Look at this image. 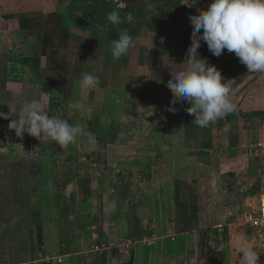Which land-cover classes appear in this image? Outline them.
<instances>
[{"label": "crops", "instance_id": "0c3cea01", "mask_svg": "<svg viewBox=\"0 0 264 264\" xmlns=\"http://www.w3.org/2000/svg\"><path fill=\"white\" fill-rule=\"evenodd\" d=\"M64 1L0 0V151H32L29 141L35 137H17L8 124L19 116L23 103L42 99L49 116L84 124L96 139L93 149L80 138L72 146L78 153L103 154V165L94 160L102 169L92 179V214L98 217L94 227L108 236L109 247L125 249L124 264H244L242 253L237 256L235 251L240 242L260 251L264 264V227H252L246 218L264 210V73H247L227 50L212 55L202 41L199 54L228 79L235 108L199 127L186 111L190 105L177 101L173 106L166 87L171 71L185 61L194 6L187 7V0H124L137 34L127 56L115 62L105 57L91 33L75 29L71 3ZM94 27L106 35L111 32ZM5 41L10 43L6 51ZM27 56L39 57L40 65L22 62ZM76 73L79 78L94 74L99 85L78 90L69 78ZM26 167L37 169L38 164L0 160V248L14 250L0 258L1 264L47 258L30 253L44 247L49 223L42 220L38 175L24 173ZM120 200L129 201L128 211L140 210L127 225L141 228L146 222L151 227L142 234L152 229V237L135 242L119 237ZM169 238L180 244L162 242ZM134 243L157 247L146 252ZM58 256L66 264L71 257Z\"/></svg>", "mask_w": 264, "mask_h": 264}, {"label": "clouds", "instance_id": "9594fccd", "mask_svg": "<svg viewBox=\"0 0 264 264\" xmlns=\"http://www.w3.org/2000/svg\"><path fill=\"white\" fill-rule=\"evenodd\" d=\"M198 0H187L185 5L193 7ZM192 25L190 45L185 61L177 71H171V79L166 87L171 91L173 100L187 102V113L194 116L199 127L223 119L234 111L231 101V86L221 71L206 58L200 56L201 42L206 43L208 51L219 57L224 50L234 53L247 73H264V0H211L206 9H197L188 17ZM112 25L122 23L119 11L107 14ZM134 38L127 29L120 31L112 41V56L119 59L133 46ZM83 90L95 89L99 78L92 73H83L78 81ZM174 111V107L169 109ZM122 122H126L123 116ZM17 137L25 133L38 140L49 139L61 148L75 144L78 138L89 147L96 144L95 137L86 132L84 124H72L66 119L49 116L42 99H32L22 104L20 114L8 124ZM236 254L242 253L244 264H260V251L252 245L240 242Z\"/></svg>", "mask_w": 264, "mask_h": 264}, {"label": "rangeland", "instance_id": "374dc122", "mask_svg": "<svg viewBox=\"0 0 264 264\" xmlns=\"http://www.w3.org/2000/svg\"><path fill=\"white\" fill-rule=\"evenodd\" d=\"M72 0H67V2L71 3ZM66 2V1H64ZM66 2V3H67ZM209 4L206 3H200L197 2L194 5V10L196 12V9L204 8L206 9ZM2 26H0L1 28ZM76 29V28H75ZM131 30H135V26L131 27ZM35 39H40L35 38ZM12 42V38H10ZM187 41L185 43V47L187 46ZM10 43L5 41V51L6 49L10 48ZM183 47V46H182ZM17 49L16 52H18ZM22 50V47H21ZM0 51H3L0 49ZM27 52V51H26ZM4 53V52H2ZM105 54V53H104ZM80 75L78 73L72 75H69V78L72 77L74 79V84L76 88L79 90V84L78 81L80 78L77 76ZM75 88V89H76ZM115 98L114 96H112ZM76 103V101H75ZM122 103H119L118 106H121ZM76 106V108H75ZM110 107V106H109ZM88 108L85 107V109ZM73 109L75 112V109L77 110V105H73ZM77 120V118H76ZM75 123V122H72ZM105 138V137H104ZM37 139V138H36ZM35 138H31L29 141V144L32 145V151L30 153H24V152H17V153H11L9 151H0V160H23L24 162H33L38 164L37 169H28L27 167L24 168V173L25 172H31L34 175H38V179L40 181V188L42 192L41 196V202H42V209H41V215H42V220L44 222L48 221V225L45 227L46 229V236L44 235V247L42 250L38 249L35 252L30 251L31 254L39 256L41 253H44L47 257V259H44L46 261V264H66V258L63 256H58V253H61V242L60 239L64 235L62 232H66L67 235L70 237V243L71 246L74 248L76 245L80 244V252L79 254L75 255L73 259H70L71 257H68V264L74 263L76 259H80L79 264H98V262L101 261L103 264H124L126 260V254H125V249L122 247H119L118 245L114 248L109 247L106 243L102 245L101 248L97 249L94 246V243L98 240L100 233H97L96 229L94 226L91 228L89 227V230L92 231V238L90 240L85 239V237H82L84 234L83 230H81V227L78 225L80 222L83 224V218L88 215L89 209L87 207H84L81 205V200H82V194L79 193L78 188L75 187L74 185V179L76 177L77 171L74 173V179L72 180V183L68 185V187L63 188V185L59 184L62 181V174L64 177V173L66 172V169L64 168L63 165H61L58 162H55L53 159V156L56 157V154H54L55 151L57 154H61L62 157H66V155H77V157H80L82 159H89L87 166H89L91 173L94 175L100 174L102 172L97 164L94 162L97 161L98 164L103 165L104 163V158L103 154L98 153V152H86V153H78L76 150V146H72V144L69 145L68 148H61L59 145H57L54 141H50L49 139H42V140H36ZM4 141H7V138H3ZM36 140V141H35ZM78 141V140H77ZM0 142V147H1ZM36 143V144H35ZM78 145V144H77ZM35 150H34V149ZM46 149V152H43ZM93 149V147H92ZM92 149L90 151H92ZM11 150V147H10ZM51 150V151H49ZM59 152V153H58ZM69 152V153H68ZM95 158V159H94ZM97 159V160H96ZM18 168L15 169V171ZM124 172V171H123ZM33 175V174H32ZM107 175V174H106ZM105 175V177H106ZM122 176V175H121ZM97 177V176H96ZM99 178V176H98ZM64 180V179H63ZM98 181V180H97ZM76 183V182H75ZM73 192L72 194L74 197L71 199L69 198L70 193ZM61 195H64L66 198H59ZM93 197V196H92ZM123 198V196H122ZM67 199H70L71 202ZM57 201L58 203H61V207L59 208L57 206ZM150 201V195H147V203ZM128 200L127 202L123 203L121 200L119 201L120 204V210L122 212V215L119 218L120 221V230H119V237L122 239L126 238H131L133 242L138 240V237L140 234H142L143 229L149 228L147 226L146 222L143 224L141 228L139 226L132 227L133 225H127V222L133 221L134 216L132 217L133 213L139 214V211H128ZM52 203L54 204V212L52 208ZM136 203V202H134ZM68 205L67 211L62 212V207L64 205ZM77 205V211L76 213L71 212V214L64 215L65 213L70 211V206L73 207L74 205ZM133 204L131 200V205ZM170 206H174V202H170ZM138 206V205H137ZM92 209H93V200H92ZM53 213V215H52ZM93 213V212H92ZM94 214V213H93ZM40 224V223H39ZM127 225V226H126ZM51 228H53V234L51 233ZM131 230L130 232H128ZM50 235V236H48ZM115 241V239L113 238ZM201 241H205L204 237L201 238ZM162 242H167L170 243V240L165 239L162 240ZM173 246L180 244L178 241L177 242H171ZM133 246H139L143 247L144 251L146 252L153 251L156 246H152L149 249L145 247V245L142 244H133ZM172 246V247H173ZM173 249V248H170ZM12 248L10 247H4L0 248V258L5 257L6 255L8 256L9 254L12 255ZM34 252V253H33ZM41 252V253H40ZM30 254V255H31ZM43 254V255H44ZM9 255V256H10ZM33 257V256H32ZM59 258L62 259V261H59ZM13 260H17L12 258ZM1 264V263H0ZM35 264H43V262H38Z\"/></svg>", "mask_w": 264, "mask_h": 264}, {"label": "trees", "instance_id": "16d2710c", "mask_svg": "<svg viewBox=\"0 0 264 264\" xmlns=\"http://www.w3.org/2000/svg\"><path fill=\"white\" fill-rule=\"evenodd\" d=\"M119 11L122 23L120 25H112L107 21V14L112 10ZM131 7L126 4L125 8H118L116 2L113 0H74L71 2V6L69 8L70 17H72L74 27L80 31L81 33H91V38L94 40L97 46H99L105 53V57L110 61L121 62L126 56H122L119 59H114L112 56V41L118 38L120 31L127 29L129 34L134 38H136V29L131 30V23L128 22V15L131 13ZM84 21H83V20ZM108 28L110 29V33L108 35L102 33L101 30L95 28ZM164 50L167 52L169 51V46H166ZM21 61L24 63H33L35 65H40V58L39 57H22ZM51 151V150H49ZM46 152V149L43 151ZM56 157L53 156L55 162L60 163L64 166L67 173H64V177L62 174V181L59 183L63 188L68 187L69 184L72 183L71 179H74V173H76V177L74 179V185L78 188L80 194H82L81 205L87 207L89 209L88 215L83 218V224L80 222L78 225L83 230L84 234L82 237L85 239L90 240L92 238V231L89 230V227L96 225L98 222V217L93 215L92 209V179L94 174L91 173L89 166H87L89 159H82L77 157V155H66V157H62L61 154H57L55 151ZM59 153V152H58ZM69 153V152H68ZM78 166V167H77ZM64 179V180H63ZM76 182V183H75ZM70 193L69 198H73L74 195ZM66 198L64 195L59 197ZM71 202L70 199H67ZM78 205V204H77ZM77 205L75 204L73 207L70 206V211L65 213L64 215L71 214V212L76 213ZM57 206L60 208L61 203L57 201ZM68 205H64L62 207V212L67 211ZM151 225H149V228ZM64 234L61 239V253L60 255H71L73 258L75 255L73 253L80 252V244L76 247L71 246L70 237L67 235L66 232H62ZM154 235V230H148L145 234H140L138 240L143 239V237H152ZM171 242H174L169 238ZM108 243V236L106 234H100L98 240L94 243V245H99V247L103 244ZM35 264V263H29ZM46 264V261L43 262Z\"/></svg>", "mask_w": 264, "mask_h": 264}, {"label": "built area", "instance_id": "2783aa9c", "mask_svg": "<svg viewBox=\"0 0 264 264\" xmlns=\"http://www.w3.org/2000/svg\"><path fill=\"white\" fill-rule=\"evenodd\" d=\"M113 1L116 2L118 8H125L126 7V3L124 0H113ZM201 8H202V6H201ZM201 8H199V9H201ZM194 14H195V12H194ZM261 146H262V148H264V143H262ZM246 218H247V222L252 227H254V228L264 227V210H261L260 212H256V213H250L247 215ZM94 246L97 249L101 248V246L99 247V245H94ZM59 261H62V259L59 258Z\"/></svg>", "mask_w": 264, "mask_h": 264}]
</instances>
